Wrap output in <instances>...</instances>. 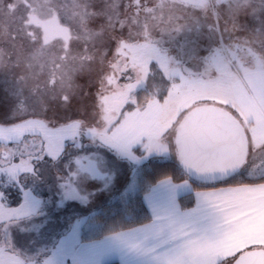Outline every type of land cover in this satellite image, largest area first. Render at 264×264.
I'll return each instance as SVG.
<instances>
[{"label":"snow or ice","instance_id":"obj_1","mask_svg":"<svg viewBox=\"0 0 264 264\" xmlns=\"http://www.w3.org/2000/svg\"><path fill=\"white\" fill-rule=\"evenodd\" d=\"M176 2L132 0L134 14L120 19L118 0H111L110 3L106 0L105 8L101 11H89L92 7L88 0H74L72 18L78 24L74 39H82L86 45L76 55H73L69 43L73 37L69 35V29L62 26V21L66 22L67 7L59 5L57 0H41L35 2L34 6L28 5L35 13L34 19L25 21L28 40L22 62L29 73L27 77H18V84L21 81L26 83L33 76L31 70L37 65L43 68L51 64L60 73L61 89L70 88L72 77L65 69L77 61L80 68L85 67L86 62L91 63L96 59L93 49L97 45L104 48L115 41L114 62H108L113 75L108 76L106 72L102 75L101 91L98 93L106 121L110 122L111 114L118 113L130 99L131 103H136V99L131 98L132 91L143 85V90L150 97L148 109L152 110L153 119L167 120V127H171L181 114L186 113L176 129L175 143L183 169L190 180L225 182L244 173L248 174V178H253V173H259V178L264 179V152H261L264 149V55L260 54L264 53V0H179L184 9L192 8L204 13L203 22L192 15L191 23L185 24L177 23L182 17L170 10ZM221 9L224 10L223 15ZM62 10L64 15H61ZM141 11L143 17L140 16ZM241 13L258 18L259 26L252 30L250 39L237 38L234 43L225 45L223 36L229 31L227 25L231 22L232 29L238 30L237 20ZM95 16H104L106 19L99 33H93L87 27L88 19ZM209 16L215 19L209 22ZM221 21L225 25L223 29L220 27ZM117 23L121 31L126 26L129 28L127 37L109 36L106 41L105 32L110 29L115 31ZM33 25L36 28L30 32L29 28ZM205 25L209 40L216 46H209L207 55H201L199 45ZM38 29H43V43H40ZM218 33L220 38L216 40ZM90 40L91 49L87 47ZM176 45H179L181 52L186 46L190 48L188 59L181 52H176ZM172 52L176 54L172 55ZM106 60L107 53H101L100 62L103 64ZM20 63L21 58H18L17 66ZM5 65L3 49H0V67ZM71 71H75V68H71ZM130 71L137 75L135 84L120 86L111 95L104 94L118 79L116 72L120 73L119 78L131 79L128 76ZM51 77L50 82L55 85V74ZM147 80L153 82L151 91ZM158 84L166 86L167 96L163 104L155 100L160 91ZM13 94L17 97L14 112L19 113L20 106H23L24 109H32L25 110L24 116L39 115L31 102L34 93L30 92L25 97L24 87L19 86L13 90ZM61 100L67 102L70 97L65 94ZM50 123L22 119L19 124L0 126V138L7 140L14 136L21 155L28 157L29 167L19 173L9 172V180L18 184L15 190L23 192L20 208L24 209L21 213L24 218L47 216V212L41 211L44 207L43 197L47 193L37 192L34 186L27 183L29 176L33 181L41 176L39 165L48 161L55 165L67 154L68 160L64 166L70 171L66 178H60L62 182L57 185L59 195L55 201L56 207L63 208L72 201L86 205L95 191L81 193L76 181L84 176L88 182H105L103 187L107 188L112 179L102 170L103 154L87 149L100 147L119 155L127 152L128 141L121 134L109 136L106 129L84 127L79 120L59 127L55 124L49 126ZM165 131L167 128L150 135L146 147L158 151L163 149L167 153L169 146L162 142ZM24 133L36 135L28 142ZM37 137L39 143L36 142ZM84 139L89 140L88 145L83 143ZM66 140L72 142L71 152L65 148ZM196 159L216 163L198 166L192 162ZM21 175L25 176L23 182L19 181ZM188 183V180L183 184L162 181L157 186L159 190L152 189L154 196L151 200L147 195L144 196L151 212L150 223L112 233L100 241L85 240L81 235V226H86V218L77 219L70 229L61 234L50 249L51 255L40 264H65L68 259H71L72 264H99L103 254L127 250L129 242L139 248L148 239H161L164 243L178 241L169 250L170 254L166 253L155 264H227L229 260L233 264H253L260 260L264 254V232L257 231L248 243L239 244L236 240L242 235V226L253 221L258 223L259 218L264 216V205L255 204L249 197L234 193L245 192L252 187L264 189V184L197 193L195 207L182 210L176 202L175 190L187 187ZM11 187L10 183L0 184V188ZM3 200V193L0 192V202ZM46 223L44 221L35 225V231H42ZM254 244L260 247L254 248ZM248 249L252 251H246ZM8 259L11 264L12 258ZM31 264H36L35 259Z\"/></svg>","mask_w":264,"mask_h":264},{"label":"rangeland","instance_id":"obj_2","mask_svg":"<svg viewBox=\"0 0 264 264\" xmlns=\"http://www.w3.org/2000/svg\"><path fill=\"white\" fill-rule=\"evenodd\" d=\"M35 2L39 3L41 0H0V49H3L4 58L6 60V65L0 67V126H11L13 124L22 123V119H33L43 120L46 123L51 122L49 126L55 124L59 127L61 124L79 120L83 122L84 127H94L100 130L106 129L107 135L111 136L113 133L119 134L117 131H114L116 127L114 129L113 127L118 121H121L122 118H126L124 126L121 128L126 130L128 127L129 129L131 126V118L127 116H129L135 108L142 109L146 104L148 105L150 97L148 92L143 90V85L138 86L133 89L131 97L136 99V103H131L130 99L118 113L114 112L111 114L110 122L103 118L102 102L98 95L101 91L100 80L105 72L108 76L113 75V70L108 67V62H114L113 58L116 54L115 41H112L104 48H100L99 45H97V47L93 49V51L96 52V59L91 63L86 62L85 67L80 68L79 61H77L75 65L70 64L68 68L65 69L69 71L72 77L70 88L65 87L63 90L61 89L59 82L60 73L56 71L51 64L43 68L37 65L31 70L33 76L28 78L26 83L21 81L18 84V77L22 75L27 77L29 73V69L25 68L22 62L23 54L27 50L28 40L25 31V21L34 19L35 13H33L28 5L34 6ZM88 2L92 7L89 11H101L105 8L106 0H88ZM107 2L110 3L111 0H107ZM57 3L66 6L68 9L67 16H65L66 22L62 21V26L68 28L69 35L73 37V39H70L69 43L73 55H76L82 52L86 45L82 39L78 41L74 39L77 35L76 30L78 28L76 20L72 18L74 0H57ZM118 4L120 19L131 17L134 14L135 6L132 0H118ZM170 10L177 16L182 17L176 21L179 24L191 23L190 17L192 15L199 17L202 22L204 21L203 12L192 8L184 9L179 3V0L172 4ZM223 14L224 10L221 9V15ZM61 15H64L63 10ZM140 16H144L143 11H141ZM214 19V17H208L209 22ZM104 24H106L104 16H95L88 19L87 27L92 30L93 33H99L100 26ZM237 24L238 30L232 29L231 22L227 25L229 31L225 32L223 36V43L225 45L234 43L237 38L250 39L252 30L259 26V20L258 18L245 16L244 13H241L238 17ZM220 27L221 29L225 27L223 21H221ZM35 28L36 25H33L32 28H29V31L31 32ZM37 31L40 37V43H43V29H38ZM128 33L129 28L127 26L121 31L120 24L117 23L115 31L110 29L105 32L104 39L107 41L109 36L127 37ZM13 35H15V39H13ZM219 38L220 36L218 33L215 39L219 40ZM199 46L201 55H207L206 50L209 46H216V44L209 40L207 25H205ZM87 47L90 49L92 48L91 40ZM175 48L176 52H181L179 45H176ZM105 52L107 53V60L102 64L100 62V54ZM176 52H172L171 54L175 55ZM91 54L90 52L89 55ZM189 54L190 48L186 46L181 52V55L185 59H188ZM260 54L264 55V53ZM18 58H21L19 66H17ZM73 67L75 71H71ZM248 67H251V63ZM53 73L55 74V85L50 82ZM115 75L118 79L115 80L112 87L104 93L105 95H111L113 91L119 90V87L125 84L136 83L137 75L135 72H128V76H130L131 79L119 78V72H116ZM146 83H148L149 91H151L153 82L147 80ZM19 86L24 87L25 97L29 96L30 92L34 93L31 96V102L39 115L24 116L25 110L32 111V109H24L23 106H20L21 111L19 113L14 112L17 97L13 94V90ZM158 87L160 88L159 92H161V89H164L166 86L158 84ZM65 94L70 97V100L67 102L61 100V97ZM166 96L167 91L165 97ZM155 98L158 97L155 96ZM164 98H162L163 103ZM216 106L223 107V105ZM229 111L232 110L229 109ZM151 112L152 110H148L146 115H142L140 125H137L135 129L149 122L152 124ZM234 114L237 115L236 113ZM185 115L186 113L181 114L176 123L172 124L171 127H167V120H160L153 133H159L167 128V131L164 132L162 137V142L169 146V151L167 153H164L163 149L158 151L156 148L146 147V145L149 144V136L153 135L152 126L148 131L147 129H143V136L139 141L128 144L129 146L136 145V147H139L140 150L143 151L142 156H138L129 148H127L126 154L119 155L114 151L105 150L100 147H89L87 151H95L103 154L104 164L102 168L106 167L112 170L109 174L106 172V174L111 175L112 179L108 182V187L104 188L103 183L105 182H88L86 177L81 176L76 181L80 192L90 194L95 191V195L90 196V200L86 205L77 201H72L68 202L63 208L56 207L55 201L59 195L57 185L62 182L60 178H66L70 171L69 168L64 166L65 161L68 160L67 154L55 165H53L51 161L39 165L41 176L35 181L29 176L27 183L30 186H34L37 192L41 191L47 193V195L43 197L44 207L41 209V211L47 212V216H40L38 218L32 217L31 219L21 216V213L24 211V209L20 208L24 199L23 192H17L15 189L18 184L9 180V172L15 171L19 173L22 169L29 167L28 157L21 155L14 136L7 140L0 138V165H2V167H0V184H12L11 188H0V192H2L4 196V200L0 202V264H9V257L12 258L11 264H31L33 259H35L36 264H40L42 260L51 255L50 249L61 234L70 229L77 219L86 218V226H81V234L82 231L96 225L93 219H91V215L96 211L98 206H100L103 201L114 199L119 195L117 193L123 192V190H133L136 185L135 174L130 169V161L133 160L136 162L137 167L140 161L148 159L149 157L157 159L169 157L171 159H176L177 162H181L175 139L176 129ZM18 117H22V119ZM131 134L132 133L128 136L132 137ZM24 135L28 137V142H31L33 136L36 134L29 135V133H24ZM125 138L127 139V137ZM36 142L39 143V137H37ZM71 143L70 140L65 141V148H67L68 152L72 151ZM83 143L88 145L89 140L84 139ZM261 152H264V149H261ZM257 163H259V160H257ZM74 167L75 165H73V168ZM137 167L134 168L133 171H135ZM243 175L248 176L247 173ZM257 175L259 174L253 173V177ZM19 181H25V176L21 175ZM24 191H27V189H24ZM33 195H35V193H33ZM18 217L20 218L18 219ZM44 221H47L46 226L42 231L37 233L35 231V225L43 223ZM21 229H23V231H21ZM41 248L44 249L43 252L40 251ZM65 264H72L71 259L66 260Z\"/></svg>","mask_w":264,"mask_h":264},{"label":"crops","instance_id":"obj_3","mask_svg":"<svg viewBox=\"0 0 264 264\" xmlns=\"http://www.w3.org/2000/svg\"><path fill=\"white\" fill-rule=\"evenodd\" d=\"M155 100L163 104L162 100L163 99H158L155 98ZM151 110L148 109V105L142 109H137L135 108L134 111H132L129 116L131 118L130 121V127L128 129H122L121 127L124 126V121L125 119L122 118L121 121H118V123L113 127L115 128L114 131H117L119 134H122L124 137H127V141L130 143H134L136 141H139L142 136H143V129H147V131L150 129L152 126V134L156 130V127L158 126L160 120H155L152 118V124L147 123L146 125H141L139 128L135 127L137 125H140L142 115H146L147 111ZM238 115V114H237ZM130 133H132V137L128 136ZM250 135V134H249ZM129 146V145H128ZM136 145L129 146L128 148L133 151ZM96 148V147H95ZM134 152V151H133ZM136 153V152H135ZM137 154V153H136ZM138 156L140 154H137ZM140 158V157H138ZM164 159H171L169 157H165ZM173 160H176L173 158ZM130 164V169L132 172L135 174L136 170L133 171L134 168H136L137 164L133 160L129 162ZM102 170L106 173L112 172L111 169H108L106 167H103ZM110 170V171H109ZM114 172V171H113ZM115 173V172H114ZM259 174V173H258ZM245 178H248L247 175H243ZM259 177V175L254 176L253 178L249 179H254ZM185 180H188V186L185 188H177L176 191V202L180 206L182 210L185 209H190L192 207H195V202H196V194L200 193H209V192H217L220 189H228V188H233V187H245V186H252V185H260L264 184V181H246V182H240V183H234V184H226V185H216V186H200V187H195L193 183L188 179V178H182L180 180H173L170 176H164L155 181L141 196L142 201L144 206L146 207L150 219L146 222L134 225L132 227L120 229L117 231L110 232L106 235H103L102 237L99 238H93V239H87V240H92V241H100L103 240L105 236L110 235L115 232L119 231H127L132 228L140 227L142 224L145 223H150L151 222V212L148 208L147 202L144 200V196L147 195L149 199L151 200L154 196V193L152 189L157 188L158 185L161 184L162 181H169L170 184H183ZM135 188V186H134ZM133 188V189H134ZM157 190H159L157 188ZM132 191V190H131ZM127 191L123 190V192H119L117 194H122ZM234 195H244L247 196L251 199V201L255 204L258 205H264V189H259L256 187H252L250 190L241 192V193H234ZM109 202V201H103L101 204ZM100 204V205H101ZM264 232V216L259 218V222H250L244 226H242V235L239 236L236 240V243L243 244V243H248L250 240L254 238V234L257 232ZM178 243V241H170L168 243H164L161 239H148L144 241L139 248H136L133 246V242H129V245L127 246V250H113L110 252H107L103 254L99 258V264H105L108 262L116 261L118 264H155V261L157 259L163 258L166 253L170 254L169 250L173 248L174 244ZM253 247H260L259 245L254 244ZM231 260L227 261V264H230Z\"/></svg>","mask_w":264,"mask_h":264},{"label":"trees","instance_id":"obj_4","mask_svg":"<svg viewBox=\"0 0 264 264\" xmlns=\"http://www.w3.org/2000/svg\"><path fill=\"white\" fill-rule=\"evenodd\" d=\"M165 94V88L161 89L157 97L162 99L165 97ZM134 152L140 155L143 154V151L139 147H135ZM164 176H170L173 180H180L182 178L189 179L182 164L176 160L149 157L148 159L140 161L135 173V188L132 191L119 194L109 202L98 206L96 211L91 215V219H93L96 225L82 231V237L85 240L99 238L110 232L148 221L150 217L141 196L155 181ZM190 181L195 187H207L246 181H264V179H260L259 177L249 179L243 175H236L225 182L202 183L193 180ZM105 264L118 263L112 261Z\"/></svg>","mask_w":264,"mask_h":264},{"label":"water","instance_id":"obj_5","mask_svg":"<svg viewBox=\"0 0 264 264\" xmlns=\"http://www.w3.org/2000/svg\"><path fill=\"white\" fill-rule=\"evenodd\" d=\"M192 162L197 164L198 166L212 165V164L216 163L215 161L205 160V159H196V160H193ZM180 163L182 164V161ZM254 248H258V247H254ZM246 251L251 252L252 249H248ZM230 264H233V261H231ZM253 264H264V254L261 255L260 260L254 261Z\"/></svg>","mask_w":264,"mask_h":264}]
</instances>
